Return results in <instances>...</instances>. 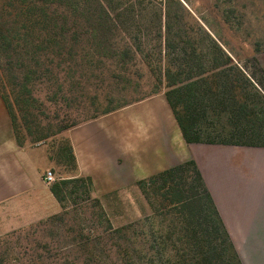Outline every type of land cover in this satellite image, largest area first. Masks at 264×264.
I'll return each mask as SVG.
<instances>
[{
  "label": "trees",
  "instance_id": "1",
  "mask_svg": "<svg viewBox=\"0 0 264 264\" xmlns=\"http://www.w3.org/2000/svg\"><path fill=\"white\" fill-rule=\"evenodd\" d=\"M59 5L57 0H22L17 12L0 13V99L19 146L42 139L30 127L32 112L48 120L43 101L32 94L31 85L38 82L46 93L43 100L61 110V119L54 116L60 123L55 135L154 96L162 86L186 144L264 148V70L256 60L250 71L226 54L217 38L200 27L195 36L192 25L173 19L168 9L163 21L161 13L135 12L140 7L136 1L132 11L109 0L69 2L73 13L66 11L72 15ZM150 30L156 31L153 40ZM137 57L155 84L150 94L127 99L140 87L126 66ZM77 105L88 111L79 120L71 116ZM65 145L61 155L74 169L72 150ZM76 182L91 187L89 179L61 181L51 190L58 203L64 202L59 186ZM137 185L169 207L173 217L164 229L162 249L149 233L136 250L130 241L137 234L133 226L118 230L125 233L138 264H242L193 161Z\"/></svg>",
  "mask_w": 264,
  "mask_h": 264
},
{
  "label": "crops",
  "instance_id": "2",
  "mask_svg": "<svg viewBox=\"0 0 264 264\" xmlns=\"http://www.w3.org/2000/svg\"><path fill=\"white\" fill-rule=\"evenodd\" d=\"M58 136L72 150L75 168L47 184L46 149L16 143L0 99V235L55 214L51 190L60 181L89 179L100 195L193 161L241 263L264 264V148L186 144L164 94ZM112 154L120 176L110 171Z\"/></svg>",
  "mask_w": 264,
  "mask_h": 264
},
{
  "label": "rangeland",
  "instance_id": "3",
  "mask_svg": "<svg viewBox=\"0 0 264 264\" xmlns=\"http://www.w3.org/2000/svg\"><path fill=\"white\" fill-rule=\"evenodd\" d=\"M19 1L21 3L22 0H0V13L10 14L13 10L16 11L20 8ZM109 1L114 4L118 2L129 11L133 10L131 5L136 1L140 7L135 6V12L141 10L138 13L144 16L161 13L163 21L168 9L173 19L192 25L195 36L199 37L200 27L214 39L217 38L224 52L240 65H246L250 71H253L255 58H258L260 65L264 63V0H178L180 6L174 0H167L169 5L165 0ZM57 2L63 12L72 15L69 2L82 4L83 0ZM155 36L156 31L150 30L148 38L153 40ZM143 46L148 45L145 42ZM141 60L137 57L136 61H128L126 64L129 72L135 75H131V78L139 80L140 84L136 93L126 95L127 99L150 94L153 90L154 79ZM150 61L153 62V67L156 66L154 56ZM31 88L33 97L41 103L43 101L46 106L44 112L48 120L36 112L31 113L33 116L29 120L33 123L30 127L35 136L42 139L36 142L28 139L25 146H44L50 162L49 171L55 179H61L70 172L66 166V158L61 155L66 147L65 141L55 135L60 123L54 116L58 113L61 119V110L43 100L46 93L41 84L34 82ZM89 90L86 94L88 97L93 95ZM156 95H163L162 86ZM77 103L80 104V100ZM97 103L102 104L101 101ZM86 112L88 111L77 105L71 110V116L79 120L77 118L87 114ZM112 156L110 171L113 175L120 176L122 171L115 166V154ZM59 190L63 192L64 202L60 204L56 200L59 209L55 214L0 235V259L3 264H138L134 252L128 249L125 233L118 232L130 225L137 233L130 238L136 250L142 248V241L147 239L145 234L152 233L158 249L165 237L167 240L164 229L173 221L169 207L150 194L149 197L144 195L137 183L100 195L81 182L59 186Z\"/></svg>",
  "mask_w": 264,
  "mask_h": 264
},
{
  "label": "built area",
  "instance_id": "4",
  "mask_svg": "<svg viewBox=\"0 0 264 264\" xmlns=\"http://www.w3.org/2000/svg\"><path fill=\"white\" fill-rule=\"evenodd\" d=\"M44 181L47 184L53 183L54 182V176L51 172H46L45 176H44Z\"/></svg>",
  "mask_w": 264,
  "mask_h": 264
}]
</instances>
